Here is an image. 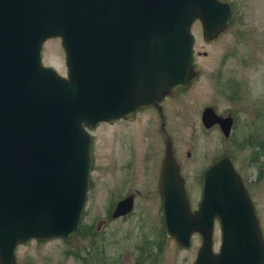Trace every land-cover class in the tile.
Listing matches in <instances>:
<instances>
[{
    "label": "water",
    "instance_id": "1",
    "mask_svg": "<svg viewBox=\"0 0 264 264\" xmlns=\"http://www.w3.org/2000/svg\"><path fill=\"white\" fill-rule=\"evenodd\" d=\"M196 19L215 36L229 11L216 0H0V264H16V246L29 239L76 233L90 169L85 126L129 119L186 87ZM57 37L66 78L41 62L43 43ZM220 123L227 135L229 119ZM159 189L167 235L182 247L193 232L203 236L195 264H264L255 221L249 242L234 244L230 224L245 219L231 216L252 207L228 159L206 173L200 208L214 201L219 254L211 252L210 223L205 230L199 212H190L170 143ZM132 202L121 201L114 217L130 212Z\"/></svg>",
    "mask_w": 264,
    "mask_h": 264
},
{
    "label": "rangeland",
    "instance_id": "2",
    "mask_svg": "<svg viewBox=\"0 0 264 264\" xmlns=\"http://www.w3.org/2000/svg\"><path fill=\"white\" fill-rule=\"evenodd\" d=\"M224 1L238 8V21L211 44L204 43L195 28L196 52L200 54L197 64L202 75L187 94L163 101L164 129L172 137L188 195L194 202L199 195L203 167L214 156L234 154V166L249 190L264 231V167L257 182V165L248 166L249 150L242 145L233 153L232 145L222 134L206 133L200 125L205 106H212L220 115L233 111L241 124L264 107V0ZM223 58L225 74L239 76L242 82L233 102L217 87L219 78L215 73ZM243 59L248 60V66H242ZM42 60L44 65L65 75L59 39L45 43ZM91 134L94 164L81 216V233L70 240L18 245L17 264H192L201 244L197 235L193 236L191 248L182 249L174 240L162 239L157 233L162 214L157 179L165 141L157 111L141 112L133 121L101 123ZM130 193L135 194L131 215L108 220V208ZM216 238L215 233V247Z\"/></svg>",
    "mask_w": 264,
    "mask_h": 264
},
{
    "label": "flooded vegetation",
    "instance_id": "3",
    "mask_svg": "<svg viewBox=\"0 0 264 264\" xmlns=\"http://www.w3.org/2000/svg\"><path fill=\"white\" fill-rule=\"evenodd\" d=\"M229 4L231 7L233 6L232 14L234 13V15H236L238 8L231 3H229ZM195 24H196L195 28L198 27V30H199L201 37H202V40L206 44H211V43L215 42L232 26V25H230L228 27V29H226L223 33L219 34L216 39L205 40L204 36H203V30H202L201 24L199 22H196ZM202 55L205 56L206 53L204 52ZM225 63H226V60H222L219 64L220 65L219 70H217L215 73L216 78H219L218 82H217L218 84L216 83L218 90L220 92H223V93H226L228 91H234V95L237 96L236 95V93L238 94L237 84L242 83V82L237 77L229 75V74H231L230 72H228L229 74H225L226 73V70H224ZM196 80H198V79H196ZM195 81H193V82H195ZM193 82H192V84H193ZM185 93H186V91H182V92H180L174 96L168 97V98H176V97L184 95ZM206 107L207 106L203 107L202 112ZM201 116H202V113H201ZM200 121H201V118H200ZM203 130L205 132H212V133L217 132L218 133L219 127L217 125H214L213 127L209 128V129L203 128ZM244 142H245L246 148L249 150L248 158L250 159V162H251L249 164L252 165V164H254V162H256V161H254L255 157H257L256 150L259 152L260 157L262 159H264V107L259 109V110H256V113L252 114V118L247 120V122H246V134L244 136ZM234 145H235V147L237 146L236 140L234 142ZM251 159L253 161H251ZM256 165H258L257 162H256ZM107 216H108V214H107ZM256 217H257V221H258V229L260 231L261 238H262V240H264V231H263L262 225L260 224V221L258 219V215ZM107 219L111 220L108 217H107ZM113 221H116V220H113ZM216 225H218L217 222H214V228L216 227Z\"/></svg>",
    "mask_w": 264,
    "mask_h": 264
}]
</instances>
